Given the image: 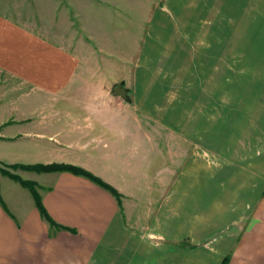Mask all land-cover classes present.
Returning <instances> with one entry per match:
<instances>
[{"label": "crops", "instance_id": "1", "mask_svg": "<svg viewBox=\"0 0 264 264\" xmlns=\"http://www.w3.org/2000/svg\"><path fill=\"white\" fill-rule=\"evenodd\" d=\"M220 2L241 5L262 78V48L246 46L264 42V0H0V166L73 165L122 196L68 172L17 171L57 230L0 174V264H264V160L220 185L187 127L202 105L186 84L152 80L164 57L182 53L186 69L188 27Z\"/></svg>", "mask_w": 264, "mask_h": 264}, {"label": "rangeland", "instance_id": "2", "mask_svg": "<svg viewBox=\"0 0 264 264\" xmlns=\"http://www.w3.org/2000/svg\"><path fill=\"white\" fill-rule=\"evenodd\" d=\"M177 1L175 8L179 6ZM244 5L248 9L247 2ZM226 8L220 2L218 12H213L211 18L188 27L185 70L178 67L183 63L182 53L181 61L164 57L160 63H153L155 72L161 76L152 78L156 86L164 88L186 84L194 94L191 99L202 105L201 109L188 110L197 120L187 127L192 126L191 131H197L198 137L201 133V155L207 163L218 164L220 185L232 174L234 178L247 179L248 173L243 169L250 162V174L254 176L257 173L253 166L258 169V161L264 160V67L260 78L259 64L246 61L248 55L242 35L248 21L243 22L241 5L236 4L233 11L230 6ZM175 15L178 19V13ZM249 47L250 53L262 48L264 58V42L261 46H246L247 51ZM175 95H178L177 89L167 93L165 98L173 100Z\"/></svg>", "mask_w": 264, "mask_h": 264}, {"label": "trees", "instance_id": "3", "mask_svg": "<svg viewBox=\"0 0 264 264\" xmlns=\"http://www.w3.org/2000/svg\"><path fill=\"white\" fill-rule=\"evenodd\" d=\"M1 165H2L0 167V174L1 175L6 176V177L10 178L11 180L19 183L23 188L28 189L32 193L34 200H35V203H36V207L39 210L42 219L45 222H47L51 226V228H54L57 230L63 229L61 226L57 225L52 220V218L49 216L46 209L44 208L40 194L38 192V185L32 181L22 179L20 176L13 174L9 170H12V171H18V170L32 171V172H36V173H63V172H68V173H71L73 175L86 178L89 181L96 184L97 186H99L100 188L106 190L117 200L119 205H121L122 196H121V194L118 193V191L115 188H113L112 186H110L109 184L104 182L102 179L94 176L93 174H91L90 172H88L82 168H79V167H76L73 165H66V164H51V165H41V164H39V165H23V164L6 165V164H1ZM0 204L4 207L1 196H0ZM224 264H227V261H226V263L224 262Z\"/></svg>", "mask_w": 264, "mask_h": 264}, {"label": "water", "instance_id": "4", "mask_svg": "<svg viewBox=\"0 0 264 264\" xmlns=\"http://www.w3.org/2000/svg\"><path fill=\"white\" fill-rule=\"evenodd\" d=\"M113 94L123 99H127V91L125 90L122 84H119L114 88Z\"/></svg>", "mask_w": 264, "mask_h": 264}]
</instances>
